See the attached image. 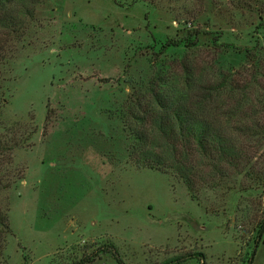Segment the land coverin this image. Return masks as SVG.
<instances>
[{"label": "rangeland", "instance_id": "obj_1", "mask_svg": "<svg viewBox=\"0 0 264 264\" xmlns=\"http://www.w3.org/2000/svg\"><path fill=\"white\" fill-rule=\"evenodd\" d=\"M151 88L235 129L237 99L243 110L264 97V0H0V140H29L0 152V264H117L100 251L108 244L124 264L190 253L204 257L182 264H248L264 219V140L242 139L243 174L193 201L175 171L134 162L126 127L155 106ZM250 264H264V234Z\"/></svg>", "mask_w": 264, "mask_h": 264}, {"label": "trees", "instance_id": "obj_2", "mask_svg": "<svg viewBox=\"0 0 264 264\" xmlns=\"http://www.w3.org/2000/svg\"><path fill=\"white\" fill-rule=\"evenodd\" d=\"M195 39L185 43L183 40H169L162 47L169 48L195 45ZM229 79L224 77L220 82L210 83L205 102H213L216 94L227 87ZM153 106L149 111H142L141 116H134L137 128L126 127L130 136L140 144L133 149L134 162L138 167L148 169L163 168L175 171L183 184L186 186L190 198L199 201L198 193L203 185L211 189L222 186L224 179L232 176H240L251 162L250 148L246 141L264 140V97L257 98L255 103L243 109L244 95L237 99L236 106L229 112V116L239 117L235 129L231 131L224 128L219 120V113L211 114L201 110L200 101L188 105L187 103H176L168 106L165 97L155 88H151ZM261 113V114H260ZM228 114V113H227ZM237 122V121H236ZM36 128L28 135L35 134ZM15 138V137H14ZM27 137L15 138L11 145L3 144L0 140V152L13 151L23 147L29 140ZM245 176L251 179L256 176L255 172L247 171ZM0 226L10 231L8 216L0 211ZM257 238L254 243L250 264L260 246L264 234V219L255 228ZM104 254H111L117 264H124L117 249L112 244L100 250ZM1 253V251H0ZM202 254L190 253L184 256L173 257L163 264H182ZM95 256L82 259L73 264H91Z\"/></svg>", "mask_w": 264, "mask_h": 264}]
</instances>
